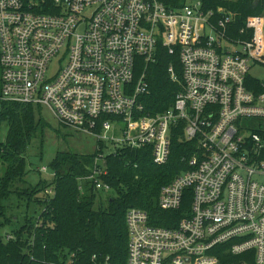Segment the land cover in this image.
Returning a JSON list of instances; mask_svg holds the SVG:
<instances>
[{
	"label": "built area",
	"instance_id": "obj_1",
	"mask_svg": "<svg viewBox=\"0 0 264 264\" xmlns=\"http://www.w3.org/2000/svg\"><path fill=\"white\" fill-rule=\"evenodd\" d=\"M233 17L201 0H0V102L45 106L94 138L100 151L79 191L111 190L101 176L117 149L150 147L162 165L177 131L196 142L189 168L158 193L160 209H184L174 226L127 209L126 264H264V78L250 73L264 67V16L235 37ZM161 50L178 56L181 78L168 72L181 89L152 114L142 98Z\"/></svg>",
	"mask_w": 264,
	"mask_h": 264
},
{
	"label": "trees",
	"instance_id": "obj_2",
	"mask_svg": "<svg viewBox=\"0 0 264 264\" xmlns=\"http://www.w3.org/2000/svg\"><path fill=\"white\" fill-rule=\"evenodd\" d=\"M166 1L178 7L184 0ZM201 1L206 8L233 14L229 32L234 37L249 17L264 16V0ZM170 64L180 79L176 54L161 50L156 62L148 65L149 93L142 98L146 112L167 109L180 91V81L172 80L168 72ZM39 108L0 102V123L7 127L5 140H0V264H126L129 207L145 210L152 224H176L184 209L162 210L157 197L163 185L189 168L195 141H184L177 131L168 161L162 165L153 162L150 147H125L106 155L107 174L101 179L111 193L103 201L100 190L89 183L82 184L83 192L78 189V178L89 172L100 150L91 154L57 151L49 165L50 180L40 179L32 185L25 178L28 149L47 125L36 113ZM48 188L52 194L45 193ZM8 234L12 238L6 240Z\"/></svg>",
	"mask_w": 264,
	"mask_h": 264
},
{
	"label": "rangeland",
	"instance_id": "obj_3",
	"mask_svg": "<svg viewBox=\"0 0 264 264\" xmlns=\"http://www.w3.org/2000/svg\"><path fill=\"white\" fill-rule=\"evenodd\" d=\"M60 54L51 59L48 65L47 74L51 75L60 67ZM173 66V64H171ZM174 69V67H173ZM175 71V69H174ZM250 73L260 79L264 78V67H255ZM45 120L43 133H38L33 139L27 154L28 173L25 177L32 185L37 184L40 179L50 180L53 176L49 167L57 151H73L79 154H91L96 151L95 140L92 136L84 132H76L74 129L60 125L53 117L52 113L45 106H40L36 112ZM259 119L252 118L249 124L253 127L257 125ZM7 132L5 122L0 123V140L4 141ZM109 147L104 149L105 153ZM41 166L47 168L46 172L40 170ZM109 191H100L101 199L104 201ZM100 199V200H101ZM99 200V199H98ZM14 205L16 200L13 201ZM98 203V201H97ZM22 210V208H20ZM17 212V211H15Z\"/></svg>",
	"mask_w": 264,
	"mask_h": 264
}]
</instances>
